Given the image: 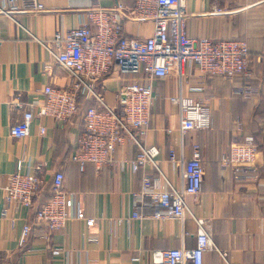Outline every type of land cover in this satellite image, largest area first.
Here are the masks:
<instances>
[{
  "label": "crops",
  "instance_id": "1",
  "mask_svg": "<svg viewBox=\"0 0 264 264\" xmlns=\"http://www.w3.org/2000/svg\"><path fill=\"white\" fill-rule=\"evenodd\" d=\"M117 3L131 7L134 0L98 1L103 6ZM36 4L42 8L34 9ZM94 4L96 0H0V9L6 11H0V264H153L154 250L196 245L195 219L203 220L215 245L203 254L202 264H264V68L255 69L250 86H244L240 77L203 76L188 64L182 76L172 70L167 78L154 83L155 99L145 140L158 146L165 178L173 187L182 186L180 161L190 157L193 142L200 146L203 158L202 188L189 202L194 218L186 215L181 222L131 218L136 206L144 214L153 211L147 199L144 205H137L132 196L139 188L140 173L131 172L121 161L134 157L137 149L131 141L116 151L119 162L115 167L97 171L92 163H86L81 170L70 159L83 130L81 113L63 124L35 118L27 137L10 136V126L25 109L14 105L15 100L40 103L45 85L70 84L69 72L54 60L44 42L57 31L77 27L83 10ZM185 6L189 37L244 39L252 52H264V0H185ZM214 6L226 13H217ZM122 27L127 37H145L153 29L149 22L124 21ZM126 81V76L111 71L93 87L107 105L118 110L117 89ZM179 95L210 107L211 129L181 135L178 106L169 101ZM40 126L45 127L43 134ZM248 133L256 134L260 144L256 171L248 170L234 180L221 169L220 159L232 142ZM171 150L177 164L168 160ZM19 161L24 173L35 172V165L44 164L45 186L30 208L4 199L2 187ZM57 170L64 174L63 188L97 224L87 229L73 220L62 232L46 235L37 229L22 237V227L50 195V182ZM90 235L97 241H89Z\"/></svg>",
  "mask_w": 264,
  "mask_h": 264
},
{
  "label": "built area",
  "instance_id": "2",
  "mask_svg": "<svg viewBox=\"0 0 264 264\" xmlns=\"http://www.w3.org/2000/svg\"><path fill=\"white\" fill-rule=\"evenodd\" d=\"M98 1L83 10V18L77 27L64 33L57 31L52 39L44 42L54 60L69 72L70 84L66 87L45 85L44 99L40 103L15 100L14 105L25 106V109L20 119L10 126L9 134L16 139L25 138L35 118L46 117L63 124L81 113L83 130L70 156L81 170L86 163H92L97 171L107 166L115 167L119 162L115 158L116 151L127 141L136 146L134 157L121 161L128 164L131 172L140 173L139 188L132 193L137 205H144L147 199L153 211L144 214L136 206L131 213L132 219L181 222L186 215L194 218L189 202L199 195L205 177L201 149L198 143H192L190 157L180 161L182 186L170 185L160 169L158 146L145 140L152 118L154 83L167 78L172 70L182 76L186 64L193 65L207 77L242 74L249 78L247 42L243 39L189 37L185 0H134L131 7L122 3L103 6ZM39 8H42L39 4L34 7ZM213 9L217 13H226L219 6ZM124 21L149 22L153 29L145 37H127L122 27ZM262 59L264 56L258 57V61ZM111 71L127 77L117 89L118 110L107 105L93 87L97 79ZM79 96L94 103L81 110ZM169 101L178 106L181 135L211 129L208 105L181 95L172 96ZM39 131L43 134L45 127L40 126ZM259 153L254 138L246 135L229 145L227 153L220 159V167L237 180L248 170L256 171ZM168 160L178 162L172 150ZM43 167V163L37 164L35 172L24 173L19 161L2 187L5 201L30 208L45 186ZM63 180L62 171L53 173L50 198L35 210L32 220L24 224L22 237L27 238L37 229L44 230L46 235L62 232L73 220L82 222L87 229L97 224V219L87 216L75 196L63 188ZM195 220L198 226L196 245L154 250L151 252L153 264H202L203 254L215 245L203 220ZM87 239L97 241L94 235Z\"/></svg>",
  "mask_w": 264,
  "mask_h": 264
},
{
  "label": "trees",
  "instance_id": "3",
  "mask_svg": "<svg viewBox=\"0 0 264 264\" xmlns=\"http://www.w3.org/2000/svg\"><path fill=\"white\" fill-rule=\"evenodd\" d=\"M244 40V39H243ZM246 41V40H245ZM247 42V41H246ZM247 45H248V42H247ZM248 49H249V65H248V70H249V73H250V77L249 78H246L244 75L242 74H236V75H233V76H221V77H224V78H235V77H240L244 82V86H247L249 85L250 86V83H254V75H255V69L260 66L262 68H264V59H262L261 61H258V57L259 56H264V52H260V53H255V52H252L249 48V45H248ZM217 76H220V75H215V76H208L210 78L212 77H217ZM249 83V84H248ZM243 86V87H244ZM78 103L79 105L81 106V110H85L90 104H92L91 101H84V97L83 96H79L78 97ZM245 135H251L253 138H254V141L255 143L257 144V147L258 149L260 150V144H259V141H258V138L256 136V134H245ZM241 139L239 140H236V141H240ZM50 198V195H48L45 199H49ZM41 205L43 204L40 203ZM40 205V206H41Z\"/></svg>",
  "mask_w": 264,
  "mask_h": 264
}]
</instances>
